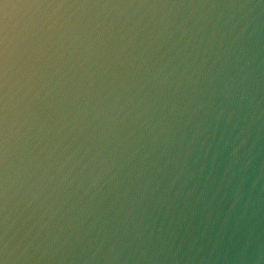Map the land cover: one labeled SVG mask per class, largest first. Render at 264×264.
Returning <instances> with one entry per match:
<instances>
[{
  "label": "water",
  "instance_id": "95a60500",
  "mask_svg": "<svg viewBox=\"0 0 264 264\" xmlns=\"http://www.w3.org/2000/svg\"><path fill=\"white\" fill-rule=\"evenodd\" d=\"M0 264H264V0H0Z\"/></svg>",
  "mask_w": 264,
  "mask_h": 264
}]
</instances>
